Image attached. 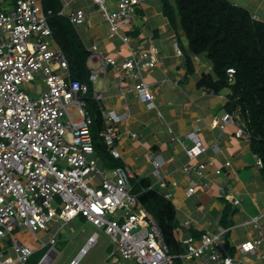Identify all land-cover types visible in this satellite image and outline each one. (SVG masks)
<instances>
[{"label":"built area","instance_id":"obj_1","mask_svg":"<svg viewBox=\"0 0 264 264\" xmlns=\"http://www.w3.org/2000/svg\"><path fill=\"white\" fill-rule=\"evenodd\" d=\"M138 3V0H116L110 7L108 0H96L108 25L109 38L129 41L122 31L131 26ZM59 15L74 26L90 20L81 10L67 14L61 11ZM50 16L51 12L44 11L41 0H14L12 3L0 0V264H25L34 249L45 244L49 247L37 264H51L56 256L58 230L50 232V223L58 221L63 225L76 217L102 228L113 251L137 264H175V258L192 259L196 264H249L230 257L225 242L226 229L205 231L198 240L190 236L181 238L179 244L184 251L172 254L158 221L132 192L128 183L132 178L130 171L118 167L105 173L101 169L90 132L89 85L70 78L63 52L53 40L48 24ZM173 47L180 55L176 43ZM87 52V63L98 64L89 71L88 81L92 85L111 67L120 80L133 81V90L147 108L152 107L153 94L142 71L158 65L156 48L130 49L121 61L106 55L95 44ZM233 73V69H227L229 77ZM36 79L41 80L44 90L31 98L20 86ZM213 94L212 90L202 92V95ZM91 98L98 101L101 94L93 90ZM73 110L77 119L70 115ZM100 116L99 142L112 159H119L118 124L125 115L100 108ZM216 122L220 129L236 124L235 113L225 110ZM130 136L136 137L134 133ZM234 136L249 139L239 126ZM188 138L192 144L184 147L187 161L181 171L202 178L204 170L212 167L214 175L221 176V169L214 163L220 152L218 141L210 146L199 144L193 131L188 133ZM202 154L207 156V161L194 164ZM254 157L256 166L261 167L259 157ZM150 162L158 182L156 189L163 198L170 199L171 193L165 191L166 176L159 173V160ZM228 165L225 162V166ZM96 176L100 177V183L94 187L90 183ZM197 187L196 181L190 180L186 196H191ZM219 189L227 202L239 203L229 188ZM57 207H61L59 211ZM258 220L259 217L250 219L256 231L248 232L249 240L239 251L253 254L259 261L264 259V254L257 251L264 246V226H260ZM39 231L48 233L46 239L39 236ZM97 238L98 234L93 232L69 264H78Z\"/></svg>","mask_w":264,"mask_h":264},{"label":"crops","instance_id":"obj_2","mask_svg":"<svg viewBox=\"0 0 264 264\" xmlns=\"http://www.w3.org/2000/svg\"><path fill=\"white\" fill-rule=\"evenodd\" d=\"M6 1L12 3L14 0ZM59 1L61 7L58 14L61 11L67 14L72 10H81L90 17L88 22L73 25L86 50L95 44L106 55L116 57L118 61L130 49L154 47L159 52L158 65L142 71L153 94L152 107L147 108L133 90V81L120 80L111 67H107L105 73L96 79L91 93L94 90L101 94L97 101L100 108L125 115L118 124L121 133L117 144L120 158L116 160L123 166L120 168L130 171L131 179L139 182L144 179L149 184V189L153 187L152 190H157L158 182L150 161L159 160V173L166 176L165 191L171 193L170 199L166 200H170L175 207L176 243L180 246L181 238L190 236L198 240L205 231L226 229L225 242L230 257L242 263L264 264V259L258 261L255 255L239 251L249 240L248 232L254 234L256 231L250 219L259 217V225L264 226V167L256 166L249 139L234 136L236 126H239L237 121L223 129L219 128V122L215 123V119L227 110L229 91L223 89L215 92L211 88L198 86L202 76L207 75L216 80V75L212 63L204 55H195L189 50L187 40L178 26V16L171 23L163 12V0H138L131 26L122 31L129 38L124 43L117 37H108V25L97 8L96 0ZM115 1L108 0L109 6L113 7ZM226 1L246 10L252 19L264 22V0ZM169 3L174 5L173 0H169ZM175 43L181 51L180 55L174 50ZM97 65L88 64L92 69H96ZM211 90L213 95H202L203 91ZM192 131L196 133L199 144L210 146L215 140L218 141L220 152L214 158V163L221 169V176H215L212 167L204 170L202 178L195 173L184 174L181 171L182 165L187 161L184 147L192 144L188 138V133ZM133 133L136 135L134 138L130 136ZM99 158L100 163L102 157L99 155ZM107 159L112 158L109 156ZM206 161L207 156L202 154L193 163ZM225 162L229 165L225 166ZM190 180H195L198 187L187 197L185 192ZM219 187L229 188L231 195L239 203L233 205L227 202ZM77 231L73 230L69 237L73 239ZM45 233L43 239L48 236ZM57 239L59 242L58 233ZM96 244L97 240L87 249L78 264H137L133 260L122 259L113 251L110 243L98 251L93 250ZM48 247L45 244L34 249L30 256L43 251L40 260ZM181 250L180 253L184 251L182 247ZM257 251L264 254V246ZM179 259L181 260L174 263L196 264L192 259Z\"/></svg>","mask_w":264,"mask_h":264},{"label":"trees","instance_id":"obj_3","mask_svg":"<svg viewBox=\"0 0 264 264\" xmlns=\"http://www.w3.org/2000/svg\"><path fill=\"white\" fill-rule=\"evenodd\" d=\"M163 0V12L182 30L189 47L195 55H204L211 63L216 80L205 75L199 87L215 92L228 89L227 110L237 113V123L249 136L253 154L264 167V22L251 18L249 13L226 0ZM44 11H50L48 24L53 40L67 61L69 76L88 83L87 110L92 118L90 132L95 151L102 159L109 156L100 144L97 133L102 127L100 107L91 98L92 84L88 81L90 67L88 52L73 25L58 14L59 0H41ZM227 69H233L231 77ZM92 100V105L88 104ZM264 180V170H262ZM133 192L139 203L159 224L169 252L180 253L181 247L174 237L175 207L158 190L149 189L142 179L136 181Z\"/></svg>","mask_w":264,"mask_h":264},{"label":"rangeland","instance_id":"obj_4","mask_svg":"<svg viewBox=\"0 0 264 264\" xmlns=\"http://www.w3.org/2000/svg\"><path fill=\"white\" fill-rule=\"evenodd\" d=\"M43 87L44 86L41 80L36 79L28 84H25L24 86H20V89L23 90L26 94H28L31 98H36L39 95V93H41V91L43 90ZM32 91H35V92L32 93ZM89 102L92 105V100H88V104ZM98 106L100 107L99 103H98ZM70 115L72 119L78 118L76 111L74 110L70 112ZM99 166L105 173H108L112 169L123 167L120 161L116 159L115 160L102 159L101 162L99 163ZM136 181L137 180L135 179H131V178L128 179V183L132 190H133V187L137 185ZM99 183H100V177L96 176L93 178L90 185L97 187ZM57 208L59 211L61 207H57ZM76 229L78 230L76 236L73 239L70 238L69 234L72 233V231ZM55 230L59 231L58 235L60 236V241L58 242V239H57V244L54 248V251L56 252V256L51 262V264H67L70 259H74L75 256L78 254L80 247L84 246L86 238L93 232H96L98 234L97 244L95 245V247H93V250L98 251L104 245H106L107 243H110L108 236L104 233L102 228L94 227L88 222L83 221L79 217H76L70 223L64 224V225H60V222L56 223L55 221H52L49 226V231L53 232ZM38 233L41 236V238H44V236L46 235L44 231H39ZM2 243L5 246L8 245L6 241H2ZM42 254H43V251L33 254L27 259L25 264H35L39 260ZM180 260L181 259L179 258H175L174 262H178Z\"/></svg>","mask_w":264,"mask_h":264},{"label":"clouds","instance_id":"obj_5","mask_svg":"<svg viewBox=\"0 0 264 264\" xmlns=\"http://www.w3.org/2000/svg\"><path fill=\"white\" fill-rule=\"evenodd\" d=\"M228 111V110H227ZM228 112H232V111H228ZM233 113H235V122H236V120H237V113L236 112H233ZM255 155V154H254ZM257 156V155H256ZM258 157V156H257ZM260 159V158H259ZM261 161V160H260ZM263 166V165H262ZM261 166V167H262ZM160 193V192H159ZM223 196V195H222ZM224 198V197H223Z\"/></svg>","mask_w":264,"mask_h":264}]
</instances>
